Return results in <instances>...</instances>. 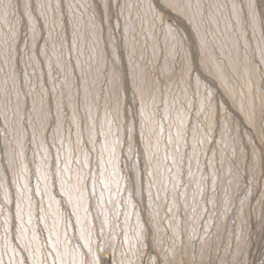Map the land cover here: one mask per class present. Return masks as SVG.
<instances>
[{"label": "rangeland", "instance_id": "374dc122", "mask_svg": "<svg viewBox=\"0 0 264 264\" xmlns=\"http://www.w3.org/2000/svg\"><path fill=\"white\" fill-rule=\"evenodd\" d=\"M25 2L26 0H0V264H35L36 261L40 264H53V261L56 264H74V261H79L80 253L87 254L89 262L93 254H96L101 264H119L122 260L133 258L140 247L137 232L144 221L156 213L159 214L156 215V220L164 222L159 226L153 222L151 234L146 239L162 241L160 247L169 256L175 253L177 261L183 260L184 264H190L195 255V264H227L236 254L237 244L240 243L239 259L246 264H264V207L260 203L261 192L264 190V170L260 166L259 152L261 145H264V80H261L258 72L248 75L250 65L245 53V45L248 47L249 57L252 49L264 47V38L261 36L264 26L260 19L261 14H264V0H256L258 15L255 35L251 41L248 37L253 32L252 24L245 27L238 22L236 12L231 11V4L235 2L239 5L241 0H209L210 3L228 5L210 12L208 27L216 32L218 38L214 39L209 33V39L216 51L213 52L209 46L205 52H201L195 38L189 40L186 53L194 57L193 87L182 91L184 84L175 85L173 77L170 82L171 91L165 88L163 94L156 92L155 105L158 111L145 95L148 107L143 116L139 113L140 96L137 95L135 100L133 97L136 89L133 73L139 76L143 66L150 60L153 61L154 68H159L164 60L159 48L153 57L150 39L149 46L145 48L149 23L147 19L141 23L136 7L125 8L119 21L116 19L117 2L135 5L137 0H112L111 19L104 15L105 0H31L34 11L33 8L25 9ZM244 2L247 3V0ZM97 4L100 7H96ZM170 22L181 33L188 34V25L175 15ZM117 23L119 27H116ZM41 35L47 39V45L40 39ZM37 47L41 49L40 55L36 54ZM184 55L182 52L181 58ZM256 55L259 57L258 50ZM174 57V52L167 55L168 65L172 64ZM112 60L118 66L120 78L114 81L112 76L115 70L109 71L106 83L105 66L111 69ZM217 60L220 61L219 65ZM179 65L180 60H176L177 72ZM210 69L213 74L220 73L231 90V94L226 93L220 86L219 78L216 79L215 84H208L213 96L211 102L205 100L203 95L205 84L212 79ZM125 70L128 72L126 86L122 81ZM233 74L234 79L228 78ZM152 75L155 76V70ZM77 76L80 77L81 103L79 111L75 113L71 132L65 131L68 127L65 122L60 136L55 140V146L46 153L45 149L53 141L51 135L44 140L43 131L33 134L32 124L39 123L35 120L36 113L42 107H47L50 94L54 99H63L65 104L68 103V97H75ZM197 78L200 80V91L193 95ZM117 88L120 98L118 120L114 119L113 111L101 99L102 96H108L114 106ZM25 93L29 94L28 103L34 104L36 110L31 116L24 111ZM93 95L98 104L89 105L88 101ZM173 96L176 97L175 102ZM209 103L211 115L208 112ZM217 104L220 106L221 116L227 110L229 119L233 121V128L224 136L223 141L218 135L215 137V159L223 157L225 160L224 167L219 171L215 166L213 153L207 151L212 148L210 142L197 146L195 157L193 149L188 147L194 141V134L188 131L189 125L197 123V115L201 120L211 121ZM125 107L129 109L127 120L124 117ZM133 108L137 110L134 119L131 114ZM163 108H170L168 115L166 114L168 119L164 117ZM179 108H183L181 112H185L184 127L177 117L181 114ZM68 112L69 119H72L71 107ZM145 113L156 123L150 133L145 121L143 122ZM249 113H253L252 119H249ZM171 116L177 117V123L172 117L170 126ZM142 122L146 141L140 137ZM125 123L132 128L135 151L131 154L124 143ZM168 124L171 129H167ZM176 124L180 127H176ZM89 126L92 129L91 135ZM161 126L163 131H160ZM173 126L175 130H181L183 135L180 139L174 135ZM147 133L152 134L151 139ZM103 136L114 141L119 138L121 141L116 146V179L118 177L119 185L116 179L115 182L106 179L108 187L103 185L106 182L103 180L104 176H108L109 170V166H105L112 159L110 151L105 152L99 147ZM174 138L177 141L179 139V152L175 150L177 141ZM78 139L80 145L87 140V147L93 149L87 165L83 163L84 156L78 146ZM154 139L157 142L154 143ZM211 139L210 136L209 141ZM147 140L156 148H151L154 152L151 166L145 171L148 156L146 158L141 153ZM245 149L249 159H245ZM57 152L60 156V168L68 169L67 173H61L66 178L75 180L77 172H81L86 176L90 191L95 180V194L90 197L88 216L92 224V235L88 238L91 253L83 246L85 241L78 233L75 216L66 225L61 215L70 206L60 194L59 179L57 178L54 188L46 191V185H50L51 180L43 179L42 173L45 168L49 173L55 171L53 160ZM107 155L110 156L107 157L109 160L105 159L106 162L101 167L102 160ZM253 160L255 171L252 170ZM207 161L213 163L206 167ZM228 161H236L239 169ZM157 167H162L163 186L161 181L159 183L153 179L158 175ZM148 170L153 176L148 175ZM72 179L69 182L75 183ZM213 183L218 189L215 196L212 191ZM60 200L65 202L57 204ZM209 200L212 203H208ZM241 200H244L243 205ZM17 203L21 205L20 217L16 214ZM165 206L172 209L171 215L175 217V223L171 227H166L170 221L165 216ZM80 214L84 216V213ZM242 218L246 220L243 225L245 240L240 242L237 237L241 232ZM157 227L161 231H157ZM28 235L30 238L27 240ZM21 236L25 239H20ZM159 250L157 247L156 251Z\"/></svg>", "mask_w": 264, "mask_h": 264}, {"label": "snow or ice", "instance_id": "6c2138e0", "mask_svg": "<svg viewBox=\"0 0 264 264\" xmlns=\"http://www.w3.org/2000/svg\"><path fill=\"white\" fill-rule=\"evenodd\" d=\"M38 7V5H37ZM96 7H100L99 4ZM105 9L104 15L107 16L109 19L112 17V0H105L103 4ZM136 7L138 13H140L141 23L145 19L148 20L149 29L148 33H146V39L144 41V46L147 48L149 46V39L152 41L151 47L153 50V57L155 56L156 49L159 48L160 52L163 56L164 63L159 68H154L153 61H149L148 64L144 65L142 68V72L139 76L133 73V79L136 83V89H134L133 97L137 95L140 96V108L139 113L141 116L144 115L145 109L148 107V103L145 100V95L151 100L152 107L158 111L157 106L155 105L156 99V92L159 91L163 94V89L168 88L171 91V84L170 82L173 81V77H175V85H180L181 83L184 84L185 88L182 91H186L189 88L193 87L192 84V62L194 57H190L186 53V45L189 40H193L195 38V43L198 44L201 52H205L209 46L212 47V51L215 52L216 48L215 45L212 43V40L209 39V33H211L212 37L218 38L216 32L208 27V22L211 19L210 12L213 9H221L228 7L227 4H220V3H210L209 0H137L135 5L130 4H120L119 2L116 3L115 8L117 9L115 15L117 21H119L120 15H122L123 10L125 8H132ZM256 0H247V3L244 0H241V3L238 5L237 3L233 2L231 4V11L236 12L238 17V22H241L245 27L252 24L253 32L249 35L248 39L251 41L252 37L255 35V21L257 19V12H256ZM25 9L35 8L33 7L31 0H26L24 4ZM173 15L176 16L177 19L185 22L188 25L189 31L187 35L181 33L178 27H174L173 24L170 22L172 20ZM39 17H37V20ZM261 24L264 26V14L260 16ZM116 27H119V23H117ZM44 26H41V30L43 31ZM143 31V28L141 29ZM262 38H264V32L261 34ZM35 38V36H34ZM161 38H163V42L161 43ZM40 39L47 45L48 41L45 39L43 35L40 36ZM74 46V45H73ZM72 46H70L71 49ZM259 51V57H257L256 52ZM171 52L175 53V57L171 65L167 64V55ZM184 52L185 55L181 58V53ZM245 53H246V60L248 65H250L248 75L251 76L254 72H258L261 80H264V47L259 49H252L250 57L247 55L248 47L245 45ZM36 54H41V49L37 47ZM11 55V52L8 53ZM207 55V53H205ZM176 60H180L179 71H176ZM202 63L204 62V57L201 58ZM220 64V61L217 60V65ZM115 70V71H113ZM153 70H155V76L152 75ZM109 71H113L112 79L115 81L120 78L118 66L116 65L115 60H112V68H107L105 66V76L107 83V75ZM209 75L212 76L211 81H208L205 84L204 90V98L205 100L211 102L213 99L212 93L208 87V84H215L216 79H220L221 83H223V79L220 76V73L213 74L211 69L209 70ZM230 79H234V74L232 77H228ZM77 80V94L75 97H68V103L65 104L64 100L57 97L52 98L51 94L49 96L48 105L47 107H42L39 112L36 113L35 120L39 121L38 124L33 123V134H38L39 132L43 131L44 136L43 139L47 140L48 136L51 135L53 143L49 145L48 149H45L47 153L51 147L55 146V140L61 134V128L65 122H67L68 127L65 129L67 132H71V125L75 121V113L80 109V97H79V81L80 77H76ZM123 84L126 86L128 83V72L125 70L122 76ZM264 87V85H262ZM200 91V80L197 78V82L195 84V91L193 95ZM225 91L231 94V90L227 87ZM25 102H24V111L25 114L31 116L33 112H35L34 104L28 103V93H25ZM111 95V93L109 94ZM101 99L105 101L108 105V108L111 109L114 113V119L120 118V98H119V88L116 89L115 99H114V106L113 103L109 100L108 96H102ZM173 102H175L176 97L173 96ZM41 103L43 100L41 98ZM89 105L98 104L95 95L91 97V100L88 101ZM163 103V101H162ZM227 103V101H225ZM17 107L19 108V99H17ZM71 107L72 110V119H69V112L68 108ZM128 112L129 109L125 107L124 109V117L125 120L128 119ZM209 115L212 114L211 105L209 103L208 106ZM132 118L134 119L137 115V110L133 108L131 110ZM167 114V110H165V115ZM253 113H249V119H252ZM163 119V116L161 117ZM197 123L194 125H189L188 131L194 134V141L192 144L188 145L193 149V156L195 157V148L201 144L211 143L212 148L207 149V151L213 153V160L215 161V166L217 167V171L224 167L225 160L223 157L220 159H215L217 152L215 151L216 139L215 137L218 135L223 141L224 136L229 133L233 128V121L229 119V115L227 110L224 112L223 116L220 113V106L219 104L216 105L214 118L211 121L201 120L200 116L197 115L196 117ZM181 123H184V120L181 119ZM126 139L124 143L127 145L129 154L135 151L133 146V137L131 135L132 128L128 126L127 123L124 125ZM201 128L203 131L201 132ZM144 123H141V131L140 137L144 139L145 132ZM89 134L91 135L92 129L88 127ZM160 131H163V127H160ZM177 137H182V132L177 131ZM212 137L211 141H209V137ZM169 141H171V137H169ZM78 146L80 151L84 156L83 163L87 165L89 163V157L93 149L87 147L88 141L85 140L82 145L79 144L78 139ZM121 143L120 139L117 138L113 142V147L111 149L112 152V159L109 160L113 167V175H118L117 163L118 157L116 156V146ZM151 144L148 142L144 143L142 155L148 156V161L146 162L145 171L147 168L151 166V157L153 155L151 151ZM175 150L179 152V141H177V145ZM260 166L261 169L264 170V145H261L260 149ZM252 155H255L253 153ZM191 159V158H190ZM245 159H249L247 155V149H245ZM213 163V161H207L206 167L208 164ZM228 163L232 166H235L237 170L239 169V164L236 161H228ZM53 164L55 166V171L49 173L48 169L45 168V171L42 173V178L46 181L51 180L50 185H46V191L49 188H54L56 184L57 178L59 179V186H60V194L62 197L66 198V203L70 206L65 209V212L61 215L64 217L66 221V225L71 223V217H76V223L80 225V237L84 239V247L88 248L89 253L92 252L91 247L89 246V237L92 235V224L91 221L88 220V216L90 215L89 207H90V197L95 194V180H93V188L91 191L88 189L86 183V176L81 172H77L75 183H70L69 179L66 178L61 173H67L68 169L65 167L64 169L60 168V156L57 152L53 160ZM102 166V164H101ZM39 170V169H38ZM252 170L255 171V161H252ZM170 171V170H169ZM179 175V170L177 171ZM149 176H152V172H148ZM255 179V177H253ZM117 185H119V181H116ZM108 184L105 182V187ZM161 186H163V181H161ZM151 187V184H150ZM175 187V185H173ZM37 191L39 192V185L37 186ZM119 191V187H118ZM213 195L215 196L216 192L218 191L217 186L215 183L212 185ZM262 199L260 201L261 206L264 207V190L261 192ZM7 194L5 195V200H7ZM151 199V195H150ZM65 202L64 200L57 201V204ZM208 203H212L211 200L207 201ZM241 205H243L244 200L240 201ZM17 216H19V208L20 205L17 203ZM166 207L165 216L169 219L170 223L166 227H171V224L175 223V217L171 215L172 209ZM227 208L228 205H225ZM242 210V209H241ZM81 211H83L84 216L80 215ZM156 213L155 215H150L147 220L144 221V224L141 226L140 230L137 232V239L139 241L140 247L137 251L133 254V258L127 261H120L119 264H184L183 260L177 261L175 253L172 256L168 255V252L164 250L163 247H160L162 241L159 240H150L146 239L147 236L151 234V225L153 222L159 226L164 221L163 220H156ZM264 219V217H262ZM139 216L137 217V222L139 224ZM207 223V222H205ZM246 223L245 219H241V232L240 235L237 237V240L243 242L245 240V229L243 225ZM102 231V229H101ZM157 231H161L159 227H157ZM87 233V235H85ZM159 247L160 250L156 251V248ZM80 259L78 262L74 261V264H101L100 259L97 257L96 254H93L92 260L89 262L86 259L85 253H80ZM240 256V243L237 244V252L233 256L231 260L227 262V264H246L245 261L239 259ZM203 258V252H201V259ZM23 264V262H21ZM35 264H40L39 261H36ZM53 264H56L53 261ZM190 264H195V255H193V261Z\"/></svg>", "mask_w": 264, "mask_h": 264}, {"label": "bare ground", "instance_id": "6f19581e", "mask_svg": "<svg viewBox=\"0 0 264 264\" xmlns=\"http://www.w3.org/2000/svg\"><path fill=\"white\" fill-rule=\"evenodd\" d=\"M219 83H221V80H220V79H219ZM220 86L222 87L223 90H224L226 87L229 89L228 84L225 82L224 79H223V83H221ZM183 88H184V87H183ZM225 92H226V93H229V92H227V91H225ZM184 94H185V93H184ZM164 106H165V105H164ZM165 107L167 108L168 106H165ZM166 108H165V109H166ZM168 109H170V108H168ZM168 109H167V110H168ZM179 109H180V112H181V109H183V108H179ZM163 110H164V108H163ZM173 110L175 111L176 109H173ZM164 111H165V110H164ZM176 111H177V110H176ZM145 112H146V109H145ZM167 112H169V110H168ZM183 112H184V111H183ZM183 112H181V114H180L179 116H177V117H179L180 121H181V119H184V117H185V116L183 115L185 112H184V113H183ZM150 113H151V112H150ZM170 113H171V112H170ZM176 113H178V111H177ZM145 114H146V116L143 117V119H144L143 122L145 121V123H146V129H149L148 131H149V133H150V131H152L153 128L156 127V126H155L156 123H154V120H153V118H152L151 116H148L147 113H145ZM164 115H165V114H164ZM167 115H168V114H167ZM171 115H172V114H171ZM177 115H178V114H177ZM173 116H174V115H173ZM173 116L170 117L171 120H169V122L172 121V117H173ZM164 117H165V119H168V117H166V115H165ZM177 117H173V118H175V121L177 120V119H176ZM179 119H178V120H179ZM173 120H174V119H173ZM166 121H167V120H166ZM180 121H179V122H180ZM167 122H168V121H167ZM173 123H174V121H173ZM175 123H177V121H176ZM171 124H172V122H170V126H171ZM183 124H184V123H183ZM183 124L181 123L180 125H182V127H184ZM177 125H178V124H176V127H177ZM180 125H178V126L180 127ZM168 126H169V124L167 125V127H168ZM107 127H108V126H107ZM167 127H166V128H167ZM176 127H175V128H176ZM108 128H109V127H108ZM146 129H145V130H146ZM167 129H171V128L168 127ZM173 129H174V126H173ZM178 129H179V128H178ZM180 129H181V128H180ZM174 130H175V129H174ZM146 131H147V130H146ZM148 131H147V132H148ZM168 131L170 132V130H167V132H168ZM176 131H177V130H175V134H174V135H176ZM180 131H181V130H180ZM173 132H174V131L172 130V133H173ZM149 133H147V134H149ZM147 134H146V135H147ZM150 135L152 136V134H149V137H148L149 139H151ZM169 135H170V134H169ZM147 136H148V135H147ZM153 136H154V135H153ZM103 137H104V136H103ZM169 137H170V136H169ZM172 137H173V136H172ZM152 138H153V137H152ZM175 138H176V136H175ZM175 138H174L173 140H176ZM177 138H179V137H177ZM101 139H102V138H101ZM116 139H117V138H116ZM146 139H147V137H146ZM179 139H180V138H179ZM179 139H178V141H179ZM144 141H146V140H145V137H144ZM151 141H152V140H151ZM153 141H154V143L157 142L156 139H154ZM176 141H177V140H176ZM113 142H114V140H112V138L109 139V138H105V137H104L103 140H102V142H101V144H99V147H100V149L104 150L105 152H106V150H107V152H108V151L111 152V149H112V147H113ZM141 142H142V141H141ZM147 142H149V141L147 140ZM99 143H100V142H99ZM144 143H145V142H144ZM150 143H151V142H150ZM142 144H143V142H142ZM151 144H152V143H151ZM157 145H158V144H157ZM157 145H156V146H157ZM143 146H144V144H143ZM151 146H152V147L154 146V149L156 148L155 145H151ZM157 147H158V146H157ZM142 148H143V147H142ZM157 149H158V148H157ZM116 150H117V149H116ZM169 150H170V149H169ZM151 151H152V149H151ZM154 151H155V150H154ZM173 151H175V150H173ZM170 152H171V151H170ZM170 152H169V154H170ZM111 153H112V152H111ZM152 153H154V152H152ZM172 153H173V152H172ZM100 154H101V153H100ZM103 154H104V152H103ZM106 154H107V153H106ZM109 154H110V153H109ZM116 155H117V154H116ZM108 156H109V155L105 156V158L102 157V158H103L102 163L99 161V162L102 164V166H103V164H104L105 159H106V160H109V159L107 158ZM109 157H110V156H109ZM145 157L147 158V155H146ZM170 157H171V154H170ZM100 158H101V156H100ZM111 158H112V157H111ZM171 158H173V157H171ZM99 160H101V159H99ZM105 162H106V161H105ZM152 165H153V164H152ZM102 166H101V167H102ZM108 166H109V168H108L109 170H108V172L106 171L107 174H108V176H106V178H105V176H104L106 173L104 174V172H103V174H104V175H103V176H104V179H103V180H105L106 182H108V181H107L108 179H109V180H114V179H116V176H118V175H115V176L113 175V167L111 166V164L106 165L105 167H108ZM80 168H81V167H80ZM155 168H156V167H155ZM157 168H158V167H157ZM152 170H153V169H152ZM103 171H104V170H103ZM153 171H154V170H153ZM117 172H118V171H117ZM148 172H150V170H148ZM38 173H39V172H38ZM83 173H84V172H83ZM75 174H76V173H75ZM154 174H155V173H154ZM156 174H158V175H157L156 177H154L153 179L156 180V182H159V183H160V181H161V179H162V175H163L162 167H159V168H158V173L156 172ZM71 176L73 177V174H72ZM101 176H102V175H101ZM152 176H153V175H152ZM75 177H76V176H75ZM150 177H151V176H150ZM73 178H74V177H73ZM70 179H72V178H70ZM106 179H107V180H106ZM116 180H118V177H117ZM42 181H43V180H42ZM71 181H74V182H75V180H73V179H72ZM118 181H119V180H118ZM114 182H115V180H114ZM119 182H120V181H119ZM149 182H150V181H149ZM72 183H73V182H72ZM109 183H110V182H109ZM111 183H112V182H111ZM159 183H158V184H159ZM114 184H115V183H114ZM153 184H154V183H153ZM155 184H156V183H155ZM158 184H156V185H158ZM103 185H105V182H104ZM111 185H112V184H111ZM107 187H108V186H107ZM111 187H112V186H111ZM117 187H118V186H117ZM112 189H113V188H112ZM117 189H118V188H117ZM44 190H45V189H44ZM44 192H45V191H44ZM112 192H113V191H112ZM115 192H116V191H115ZM45 194H46V193H45ZM48 196H49V195H48ZM24 198H25V197H24ZM25 200H26V199H25ZM51 200H53V198H52ZM53 201H54V200H53ZM49 202H50V200H49ZM54 202H55V201H54ZM50 204H51V203H50ZM16 205H17V204H16ZM51 205H54V204H51ZM20 206H21V205H20ZM68 206H69V205H68ZM50 207H51V206H50ZM50 211H52V210H50ZM23 212H24V211H23ZM81 212H82V214H83V211H81ZM155 213H156V211H155ZM16 214H17V213H16ZM48 214H49V213H48ZM20 215H21V214H20ZM20 215H19V217H20ZM25 215H26V214H25ZM80 215H81V214H80ZM26 216H27L26 218H28V215H26ZM55 216H56V218H57V214H56ZM19 217H18V219H20ZM29 217H30V216H29ZM53 217H54V216H53ZM59 217H60V215H59ZM30 218H31V217H30ZM56 218H55V219H56ZM75 218H76V217H75ZM75 218H74V219H75ZM22 219H24V218L22 217ZM57 219H58V218H57ZM26 220H27V219H26ZM30 220H31V219H30ZM21 221H22V220H21ZM27 221H28V220H27ZM52 221H53V220H52ZM18 222H19V220H18ZM29 222H30V221H29ZM54 222H55V220H54ZM52 223H53V222H52ZM55 223H56V222H55ZM58 223H59V221H58ZM75 223H76V222H75ZM19 224H20V223H19ZM23 224H24V222H23ZM27 224H28V223H27ZM21 225H22V223H21ZM28 225H29V224H28ZM23 226H24V225H23ZM20 227H22V226H20ZM53 227H55V226L53 225ZM77 227H78V233H79V235H80V227H81V226L78 225ZM77 227H76V228H77ZM29 228H30V226H29ZM20 230H23V229L20 228ZM25 231H27V230H25ZM29 231H30V230H29ZM20 232H21V231H20ZM20 232H18V233L21 234ZM23 232H24V231H23ZM48 232H49V231H48ZM28 233H29V232H28ZM49 235H50V234H49ZM86 235H87V234H86ZM18 236H19V235H18ZM24 237H25V236H24ZM33 237H34V236H33ZM49 237H50V236H49ZM57 237H58V236H57ZM57 237H56V238H57ZM29 238H30V237H29V235H28L27 240H28ZM50 238H51V237H50ZM20 239H25V238H23V236H21ZM27 240H26V241H27ZM54 240H56V239L54 238ZM58 240H59V238H58ZM59 243H60V242H59ZM35 244H36V243H35ZM27 252H28V251H27Z\"/></svg>", "mask_w": 264, "mask_h": 264}]
</instances>
